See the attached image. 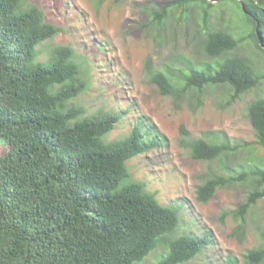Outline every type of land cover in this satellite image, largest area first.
I'll list each match as a JSON object with an SVG mask.
<instances>
[{"label": "trees", "instance_id": "obj_1", "mask_svg": "<svg viewBox=\"0 0 264 264\" xmlns=\"http://www.w3.org/2000/svg\"><path fill=\"white\" fill-rule=\"evenodd\" d=\"M230 1L240 10L255 46L264 52V0H171L150 10L149 23L160 30L169 13L189 14L193 5L203 29L204 62L176 56L179 65L145 73L160 94L189 95L201 103L208 86L230 89L226 104L255 87L260 75L245 57L228 52L238 45L229 31L209 26L211 10ZM28 0H0V264H139L155 248L151 264H181L199 256L210 233L172 234L180 221L178 206L159 203L142 182L130 179L126 161L156 146L165 136L146 117L119 139L106 141L122 113L83 115L69 103L86 86L74 51L56 46L47 61L36 59V46L59 28L44 20ZM255 143L264 150V97L246 106ZM182 142L196 160H212L238 148L223 131ZM252 177L254 188L231 211L239 221L231 234L243 236L242 217L264 197V169L251 166L234 176L211 173L195 187L207 202L216 189ZM248 264L264 261V242L244 254ZM227 256L223 264H235Z\"/></svg>", "mask_w": 264, "mask_h": 264}, {"label": "rangeland", "instance_id": "obj_2", "mask_svg": "<svg viewBox=\"0 0 264 264\" xmlns=\"http://www.w3.org/2000/svg\"><path fill=\"white\" fill-rule=\"evenodd\" d=\"M171 0H28L38 6L44 20L59 28L51 39L36 46V59L47 61L56 46H69L81 69L86 86L69 101L81 106L83 115L106 111L122 113L106 141L126 135L143 117L165 136L164 144L126 161L130 179L142 182L155 193L161 204L178 206L179 225L169 234L210 233V245L194 259L181 264H223L227 256L235 264H248L244 254L264 242V197L258 199L239 221L231 211L242 203L254 186L252 177L235 180L216 189L207 202L196 198L195 187L211 173L234 176L251 166L264 169V150L255 143V135L246 115V106L264 97V52L257 48L246 20L233 2H221L211 10L209 26L229 31L238 45L228 53L247 58L260 75L257 85L230 104H226L227 86H208L196 106L189 95L169 97L159 93L145 73L146 61L153 68L179 65L176 56L204 62L203 29L197 6L189 14L169 13L160 30L149 23L150 10ZM264 47V46H262ZM180 127L190 138L203 137L208 131H223L238 148L212 160L193 159L184 146ZM8 146L0 139V154ZM159 246L139 264H151L162 252ZM258 264H264L260 262Z\"/></svg>", "mask_w": 264, "mask_h": 264}]
</instances>
